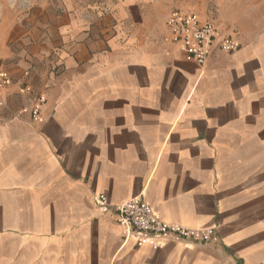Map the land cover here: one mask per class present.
Returning a JSON list of instances; mask_svg holds the SVG:
<instances>
[{
  "label": "crops",
  "instance_id": "0c3cea01",
  "mask_svg": "<svg viewBox=\"0 0 264 264\" xmlns=\"http://www.w3.org/2000/svg\"><path fill=\"white\" fill-rule=\"evenodd\" d=\"M68 15L51 66L6 65L47 100L40 122L15 86L0 108V264H264V29L199 66L163 41L164 22L94 29ZM98 193L213 236L138 247Z\"/></svg>",
  "mask_w": 264,
  "mask_h": 264
},
{
  "label": "rangeland",
  "instance_id": "374dc122",
  "mask_svg": "<svg viewBox=\"0 0 264 264\" xmlns=\"http://www.w3.org/2000/svg\"><path fill=\"white\" fill-rule=\"evenodd\" d=\"M173 9L195 12L234 37L264 29V0H0V57L15 73L40 72L54 60L68 14L94 29L159 32Z\"/></svg>",
  "mask_w": 264,
  "mask_h": 264
},
{
  "label": "built area",
  "instance_id": "2783aa9c",
  "mask_svg": "<svg viewBox=\"0 0 264 264\" xmlns=\"http://www.w3.org/2000/svg\"><path fill=\"white\" fill-rule=\"evenodd\" d=\"M166 35L163 41L180 47L193 61L203 66L217 49L231 54L241 48L240 41L212 21L201 20L192 11L173 9L165 17ZM15 86V92L29 95V102L20 112L28 113L33 122L42 120L41 111L47 98L28 82L13 81L0 57V108L6 106L5 97ZM94 201L102 211L112 208L117 223L126 239L134 240L140 247L149 245L160 249L166 243L198 244L211 240L212 228H192L164 220L159 212L141 197H133L117 204H111L104 193L94 195Z\"/></svg>",
  "mask_w": 264,
  "mask_h": 264
},
{
  "label": "bare ground",
  "instance_id": "6f19581e",
  "mask_svg": "<svg viewBox=\"0 0 264 264\" xmlns=\"http://www.w3.org/2000/svg\"><path fill=\"white\" fill-rule=\"evenodd\" d=\"M122 1V0H121ZM136 32V31H135ZM131 36V35H130ZM129 37V36H128ZM132 40L134 39V38H131ZM134 42V41H133ZM132 43V42H131ZM180 56V55H179ZM178 56V57H179ZM186 74H187V72H185ZM164 74V73H163ZM188 75V74H187ZM187 75H186V77H187ZM200 76V75H199ZM185 77V78H186ZM190 78V77H189ZM180 80H182V79H180ZM184 80V79H183ZM205 83V85H206V81L204 82ZM193 84V83H192ZM207 87V86H206ZM197 89V88H196ZM213 89V88H212ZM198 90V89H197ZM210 90H211V87H210ZM209 90V91H210ZM223 90V89H222ZM208 91V90H207ZM216 91V90H215ZM226 91V90H225ZM199 92V91H198ZM246 96H248L247 94H245ZM210 96H212V95H210ZM209 96V97H210ZM191 97H193L194 98V94H193V96L191 95ZM229 97V96H228ZM196 98H197V96H196ZM223 99H224V97H222ZM227 98V97H226ZM231 98V97H230ZM230 98H228L227 100H229L230 101ZM214 99H215V97H214ZM214 99H212V100H214ZM218 99V98H217ZM216 99V100H217ZM192 100V99H191ZM194 101H195V99H193ZM204 99H203V95H202V99H201V101H203ZM209 100H210V98H209ZM225 100V99H224ZM220 101V100H219ZM223 101V100H222ZM192 102V101H191ZM208 102V101H207ZM237 102V101H236ZM240 102V101H239ZM209 103V102H208ZM241 103V102H240ZM246 103H247V101H246ZM217 104H218V102H217ZM225 104H227V103H225ZM238 104V103H237ZM222 105V104H221ZM239 105V104H238ZM249 105V104H248ZM211 106V105H210ZM226 108H227V106H226ZM249 109V108H248ZM247 109V110H248ZM240 110V109H239ZM217 111V110H216ZM164 113V112H163ZM162 113V116H164V114ZM227 113V112H226ZM241 113H242V111H241ZM216 114V113H215ZM160 115V114H159ZM161 116V115H160ZM165 116H166V114H165ZM217 116V115H216ZM165 118V117H164ZM160 120V119H159ZM163 121V120H162ZM161 120H160V122H162ZM169 122V121H168ZM165 123V122H164ZM159 152V151H158ZM162 154V153H161ZM154 157V156H153Z\"/></svg>",
  "mask_w": 264,
  "mask_h": 264
}]
</instances>
